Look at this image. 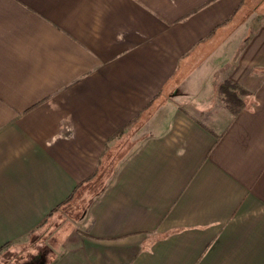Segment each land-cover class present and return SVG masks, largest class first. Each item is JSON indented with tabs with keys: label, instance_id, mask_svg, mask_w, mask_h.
I'll list each match as a JSON object with an SVG mask.
<instances>
[{
	"label": "crops",
	"instance_id": "0c3cea01",
	"mask_svg": "<svg viewBox=\"0 0 264 264\" xmlns=\"http://www.w3.org/2000/svg\"><path fill=\"white\" fill-rule=\"evenodd\" d=\"M74 199L44 264H264V0H0L1 252Z\"/></svg>",
	"mask_w": 264,
	"mask_h": 264
},
{
	"label": "rangeland",
	"instance_id": "374dc122",
	"mask_svg": "<svg viewBox=\"0 0 264 264\" xmlns=\"http://www.w3.org/2000/svg\"><path fill=\"white\" fill-rule=\"evenodd\" d=\"M260 1V0H255ZM238 95L241 96V94L238 92ZM218 104H222L224 101V96L218 93ZM219 99L223 100L222 103L219 102ZM228 101L227 98H225V101ZM226 104V102H224ZM120 142V141H119ZM118 144H112L110 145V150L108 152V156H106V159L104 161L103 168L100 169V179L98 180L96 185L93 186H88L89 190L88 192L91 193V191L94 193L96 192L101 186L103 181H106L108 175L111 174L116 161L120 154L123 152V150L127 147L128 142L123 141ZM122 145V146H121ZM79 199V198H78ZM78 199L72 200L68 205L63 207L62 209H66V211L60 212L57 211L58 217L56 218L55 221H52L51 223H48L46 226H49L48 229L42 233V235L37 238V242H35L36 245H40L38 251H37V257L30 261H27L29 259V253L27 250H17V251H3L0 252V263L1 264H24V262H27L25 264H44L45 260H48V257L53 254V251H55V244L57 246V243H62L64 242L63 240L65 237L71 232L73 229V225H75L76 221V215L80 211L82 204L84 201L80 202ZM48 220L45 222L47 223ZM44 223V224H45ZM45 239L46 242H43L42 240ZM60 246V245H59ZM53 248V249H52ZM52 249L53 251H51ZM58 249V248H57ZM45 250L47 251L45 253ZM12 252V254H10ZM47 256V257H46Z\"/></svg>",
	"mask_w": 264,
	"mask_h": 264
},
{
	"label": "trees",
	"instance_id": "16d2710c",
	"mask_svg": "<svg viewBox=\"0 0 264 264\" xmlns=\"http://www.w3.org/2000/svg\"><path fill=\"white\" fill-rule=\"evenodd\" d=\"M239 93L244 94V91L241 90L236 84L232 83L230 80L226 79L224 80L219 86H218V93H220L221 95L224 96V102H226V105L228 107V109H230L231 111H237L239 108L242 107V105L244 104L243 100H241V97L238 95ZM225 98L228 99V101H225ZM134 121V120H133ZM132 123V122H130ZM129 123V124H130ZM125 127L120 129L117 133H123ZM100 170L99 167L97 168L96 172L94 173V177H98L100 176L99 174ZM91 178V177H90ZM88 178V179H90ZM73 196H70V200L72 199ZM68 199V200H69ZM52 215V214H51ZM47 218L44 219V221L41 222L40 226L44 225V223L47 221ZM43 242H46L45 239L42 240ZM4 246H2L0 248V252L2 251ZM35 258V257H34ZM33 257H30L27 261H32L34 260ZM27 262H24V264Z\"/></svg>",
	"mask_w": 264,
	"mask_h": 264
}]
</instances>
